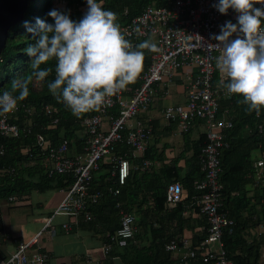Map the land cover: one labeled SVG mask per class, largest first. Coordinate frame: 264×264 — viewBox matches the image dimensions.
Listing matches in <instances>:
<instances>
[{
	"label": "built area",
	"instance_id": "1",
	"mask_svg": "<svg viewBox=\"0 0 264 264\" xmlns=\"http://www.w3.org/2000/svg\"><path fill=\"white\" fill-rule=\"evenodd\" d=\"M161 4H152L144 8L137 16L122 25L121 31L133 45L143 39H152L156 50L151 54L147 69L140 73L139 85L130 84L126 89L107 99L105 105L91 114L77 117L83 134V146L80 151L74 148V140L62 136L57 144H52L43 135H38L37 145L46 155L44 163L50 174L67 175L72 181L65 187L63 198L51 215L43 219V225L29 240L20 241L11 255L0 264H47L50 257L37 245L45 231L55 235L58 231L53 223L57 215L69 219L61 224L69 233L81 221H91V205L99 203L103 194L93 187L94 176L105 160L112 164V174L118 176L120 185H124L130 174L132 162L128 153L120 154L118 147L126 144L134 157L143 154L148 148L152 128L143 117L150 110L160 87L167 86L177 75L185 82L187 101L167 106L164 117L176 121L180 132L188 131L194 125V118L204 120L207 128V143L202 149L203 179L195 182L196 189L202 191L195 196L194 205L199 215L208 222V235L197 247L192 245L188 236L173 238L166 244L180 264H233L225 248L224 235L234 232L235 221L223 210V188L221 182L222 159L225 149L230 147L226 131L234 123L228 110L220 116L221 101L231 99L225 90L218 87L221 74L215 67L219 42L213 39L221 34V26L227 21L237 23V13L232 9L221 14L214 6L218 0H161ZM255 7H264L257 3ZM82 7L76 6L79 10ZM88 5L84 7L87 11ZM235 34L232 39H235ZM38 84V83H37ZM18 106V105H17ZM16 108L0 116V134L17 137L21 130L11 121ZM48 111L51 109L48 107ZM258 133L264 140V124L259 123ZM27 152V149H26ZM48 152V153H46ZM255 156L256 185L263 183L264 155ZM151 163L144 160V167ZM115 195L120 188L113 189ZM188 196L181 182L171 183L167 191V207L174 208ZM15 198L11 197V200ZM119 208L120 227L110 240L103 244V258H107L115 245L125 247L135 239L138 230L135 213ZM195 211V210H194ZM197 213V212H196ZM91 255L86 256L87 264L92 263ZM98 264H103V261ZM260 264H264V253Z\"/></svg>",
	"mask_w": 264,
	"mask_h": 264
},
{
	"label": "trees",
	"instance_id": "2",
	"mask_svg": "<svg viewBox=\"0 0 264 264\" xmlns=\"http://www.w3.org/2000/svg\"><path fill=\"white\" fill-rule=\"evenodd\" d=\"M57 1L58 5L54 0H29L24 18L9 29L6 46L0 54V93L10 91L14 79L30 74L32 57L24 50L35 43L36 33L30 32L28 27L35 29L37 18L54 24L53 18L48 15L51 10L69 15L73 21H79L86 13L84 10L87 6L86 0ZM97 2L104 10L116 13L120 28L147 6L162 3L161 0H97ZM76 6L82 8L77 10ZM71 8H75L77 12L70 10ZM144 40L146 39L142 41ZM149 40L152 41L151 38ZM152 53L153 51L144 50L141 72L149 66ZM41 67L52 68L53 71L44 82L29 85L28 97L17 102L16 112L11 117V121L19 126L20 135L7 137L0 134V210L2 201H9L11 197L15 198L14 200H21L24 195L34 190L44 192L57 187L62 188L72 181L67 175L50 174L49 167L44 163L47 154H42L37 145L38 135H43L52 144H57L62 136L75 137V130L81 127L76 120L77 116H74L63 103L58 102L48 90L47 85L55 76V61ZM182 83L186 85L184 81ZM132 84L139 85L138 78ZM240 100L242 97L236 94L232 99H223L220 112L221 115L228 110V115L232 117L234 123L233 128L226 131L230 147L225 149L221 156L223 210L235 221L234 232L226 233L224 241L234 264H260L264 253V226L263 230L259 227L264 225V175L263 183L256 185L251 151L262 146L260 151L264 155V140L260 139L258 133V125L260 121H264V108L257 115L255 112L246 111V106L238 102ZM48 107L51 112L48 111ZM92 112L94 110L84 114ZM199 121L204 123L203 119L195 117L194 125L186 133L194 129ZM147 124L152 128L151 137L156 126L150 122ZM242 130L243 132L249 130L244 139L241 138L244 134ZM76 140L77 149L81 150L82 141ZM193 146L190 168L185 174L177 163L166 164L161 169H156L153 167L154 158L150 149L134 157L126 144H121L119 151L121 154L128 153L132 167L124 185L119 184L117 174H112V164L101 163L100 171L95 173L93 187L95 191H101L103 197L98 204L91 205L90 208L94 209L106 201L103 202L102 208L99 207L100 211L103 213L102 211L106 210V223L115 222V225L109 229L105 239L109 241V236L115 235L120 227V221L117 219L118 203L127 212L136 214L139 229L135 239L127 246L115 245L103 264H117L116 258H120L122 264H180L177 257L166 249V244L171 239L185 235V229H190L193 231L194 247L205 240L208 235V222L205 216L199 215L197 206L193 203L194 197L202 193L196 189L195 182L205 176L202 170V149L205 142L199 139ZM144 160L151 163L149 167H144ZM174 182H181L188 196L176 207L168 208L167 191L169 185ZM249 185L256 189V193L251 197L246 189ZM116 188H120L118 195L112 192ZM246 210L248 214H245Z\"/></svg>",
	"mask_w": 264,
	"mask_h": 264
},
{
	"label": "clouds",
	"instance_id": "3",
	"mask_svg": "<svg viewBox=\"0 0 264 264\" xmlns=\"http://www.w3.org/2000/svg\"><path fill=\"white\" fill-rule=\"evenodd\" d=\"M86 2L87 11L79 21L51 10L48 15L54 24L37 18V27H28L37 37L24 50L32 57L31 71L14 79L10 91L0 93V116L12 112L18 101L28 97L29 85L45 81L53 69L41 66L53 60L55 76L48 83V90L77 117L99 110L108 98L137 80L143 68L144 50L155 51V43L146 39L133 45L122 33L116 13L104 10L97 0ZM257 3L264 5V0H218L214 5L217 10L226 15L232 9L238 14L237 23L227 21L221 26V34L213 39L219 42L215 45L219 49L215 67L221 74L218 87L227 95L241 96L238 102L246 106V111L259 115L264 108V7H255ZM234 34L236 38L232 39ZM80 130L81 127L75 130V137L83 146ZM75 137H68L74 140L73 152L74 148L80 151ZM184 236L187 235L175 238Z\"/></svg>",
	"mask_w": 264,
	"mask_h": 264
},
{
	"label": "crops",
	"instance_id": "4",
	"mask_svg": "<svg viewBox=\"0 0 264 264\" xmlns=\"http://www.w3.org/2000/svg\"><path fill=\"white\" fill-rule=\"evenodd\" d=\"M186 100L185 85L180 76L176 75L167 86L160 87V92L156 95L150 110L143 117L150 119V123L156 126L147 148L151 150V155L154 158L153 167L156 169H161L166 164L177 163V166L182 167V173H187L190 168L189 161L194 153L193 143L198 142L199 139H202L205 144L208 141L205 123L197 122L195 128L186 133L180 132L176 121H169L164 117L163 110L167 106L185 103ZM260 123H264V121H260ZM243 133L241 138L244 139L249 130ZM76 139H78L77 136ZM76 141L78 142V140ZM260 148L251 151L252 158L260 155ZM246 189L250 197L256 193V189L252 185L247 186ZM63 195L62 188L57 187L44 192L34 190L24 195L21 200L2 201L0 210V261L11 255L20 241L29 240L40 231L43 219L53 213ZM103 202L106 203V201ZM103 202L91 209L94 215L91 221L83 220L69 233H66L61 226L69 218L65 215L55 217L53 223L58 229L57 233L51 235L49 231H45L37 245L42 251L49 253L50 257L47 264H87L85 260L87 255H91V264H98L102 260V247L107 241L105 239L106 234L115 225V222L106 223L107 212L104 210L101 213L99 208H102ZM245 214H248L247 210ZM117 219L119 220V217ZM260 228L263 230V227ZM184 232L185 235L192 238L193 231L185 229ZM102 261L104 262V260ZM115 262L122 264L120 258H116Z\"/></svg>",
	"mask_w": 264,
	"mask_h": 264
},
{
	"label": "water",
	"instance_id": "5",
	"mask_svg": "<svg viewBox=\"0 0 264 264\" xmlns=\"http://www.w3.org/2000/svg\"><path fill=\"white\" fill-rule=\"evenodd\" d=\"M29 0H0V54L6 46L9 29L24 18Z\"/></svg>",
	"mask_w": 264,
	"mask_h": 264
},
{
	"label": "rangeland",
	"instance_id": "6",
	"mask_svg": "<svg viewBox=\"0 0 264 264\" xmlns=\"http://www.w3.org/2000/svg\"><path fill=\"white\" fill-rule=\"evenodd\" d=\"M54 1H55V4L58 5L59 2L57 0H54ZM61 5H62V3H61ZM70 10H73L74 12H77V10L75 8H71ZM138 232H139V229H138Z\"/></svg>",
	"mask_w": 264,
	"mask_h": 264
}]
</instances>
